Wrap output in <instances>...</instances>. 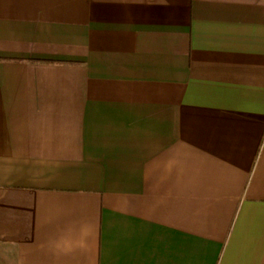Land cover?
<instances>
[{
	"label": "crops",
	"instance_id": "obj_1",
	"mask_svg": "<svg viewBox=\"0 0 264 264\" xmlns=\"http://www.w3.org/2000/svg\"><path fill=\"white\" fill-rule=\"evenodd\" d=\"M0 264H264V0H0Z\"/></svg>",
	"mask_w": 264,
	"mask_h": 264
}]
</instances>
